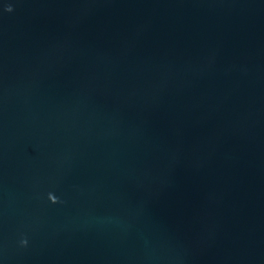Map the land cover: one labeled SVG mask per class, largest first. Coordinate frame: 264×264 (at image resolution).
<instances>
[{
    "label": "water",
    "instance_id": "1",
    "mask_svg": "<svg viewBox=\"0 0 264 264\" xmlns=\"http://www.w3.org/2000/svg\"><path fill=\"white\" fill-rule=\"evenodd\" d=\"M0 264H264V0H0Z\"/></svg>",
    "mask_w": 264,
    "mask_h": 264
},
{
    "label": "clouds",
    "instance_id": "2",
    "mask_svg": "<svg viewBox=\"0 0 264 264\" xmlns=\"http://www.w3.org/2000/svg\"><path fill=\"white\" fill-rule=\"evenodd\" d=\"M8 10H9V11H11L12 9H11V8H9ZM53 202H55V200H53ZM24 243L26 244L27 242H26V241H24Z\"/></svg>",
    "mask_w": 264,
    "mask_h": 264
}]
</instances>
